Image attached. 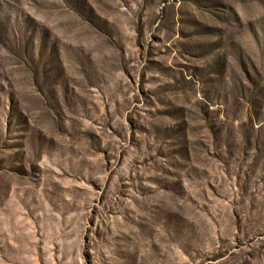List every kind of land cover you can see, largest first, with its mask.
<instances>
[{
  "label": "rangeland",
  "instance_id": "obj_1",
  "mask_svg": "<svg viewBox=\"0 0 264 264\" xmlns=\"http://www.w3.org/2000/svg\"><path fill=\"white\" fill-rule=\"evenodd\" d=\"M0 264H264V0H0Z\"/></svg>",
  "mask_w": 264,
  "mask_h": 264
}]
</instances>
